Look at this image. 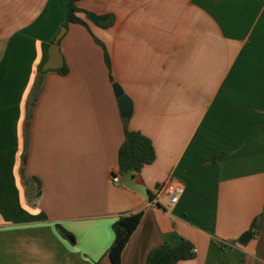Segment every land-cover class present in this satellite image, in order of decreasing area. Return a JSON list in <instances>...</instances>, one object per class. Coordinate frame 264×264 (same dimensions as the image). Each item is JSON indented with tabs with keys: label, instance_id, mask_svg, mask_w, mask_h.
Masks as SVG:
<instances>
[{
	"label": "crops",
	"instance_id": "0c3cea01",
	"mask_svg": "<svg viewBox=\"0 0 264 264\" xmlns=\"http://www.w3.org/2000/svg\"><path fill=\"white\" fill-rule=\"evenodd\" d=\"M79 5L114 24L70 26L62 76L39 71L61 0H0V264H112L115 224L140 213L122 264L181 239L197 256L179 264H264V0ZM127 120L156 150L138 173L119 163Z\"/></svg>",
	"mask_w": 264,
	"mask_h": 264
},
{
	"label": "trees",
	"instance_id": "16d2710c",
	"mask_svg": "<svg viewBox=\"0 0 264 264\" xmlns=\"http://www.w3.org/2000/svg\"><path fill=\"white\" fill-rule=\"evenodd\" d=\"M81 0H61L62 6L66 12V21L63 29H69L72 25H79L87 28L90 26L88 22L83 19L82 15H89V13L80 7ZM114 24L111 18L107 22L100 23L103 28H109ZM56 39L50 44L43 45V61L40 65V73H46L44 70L49 60V50L55 44ZM96 42L103 46L102 43L96 39ZM104 47V46H103ZM105 49V48H104ZM106 53V63L112 69V62ZM50 72V71H47ZM62 76H67L70 72L69 67L65 64L64 68L55 71ZM126 139L119 152V163L124 173L141 172L145 167L155 163L157 155L152 141L139 132H134L128 128V120L126 121ZM226 154L217 155L216 161H221ZM26 163V161H25ZM39 184L40 181H38ZM143 213L129 215L122 217L118 223L115 224L114 230L118 236L122 235V240L113 245L110 250V258L112 264H122V257L124 250L130 242L133 234L137 231L143 220ZM62 234H66L62 227H58ZM253 233L259 230V220H257L252 227ZM197 256L195 246L186 239H181L177 245L165 243L161 247L154 250L147 261V264H179L180 262L190 261Z\"/></svg>",
	"mask_w": 264,
	"mask_h": 264
},
{
	"label": "water",
	"instance_id": "95a60500",
	"mask_svg": "<svg viewBox=\"0 0 264 264\" xmlns=\"http://www.w3.org/2000/svg\"><path fill=\"white\" fill-rule=\"evenodd\" d=\"M87 19L94 23L95 25H99L100 23L106 22L108 20L107 17H101L97 16L94 13H90L87 16ZM68 29L64 28L62 29L61 33L57 37V40L55 44L50 48L49 50V60L44 68L45 71H57L65 66V60L61 53V49L59 47L60 41L63 39V37L67 34ZM115 94L119 98L120 105L127 112L129 106L131 105V101L129 98L123 95L122 90L118 87V85H115ZM128 116V115H127ZM251 237V233H248L245 236V239L248 240ZM122 235L118 236L117 243H119L122 240Z\"/></svg>",
	"mask_w": 264,
	"mask_h": 264
},
{
	"label": "built area",
	"instance_id": "2783aa9c",
	"mask_svg": "<svg viewBox=\"0 0 264 264\" xmlns=\"http://www.w3.org/2000/svg\"><path fill=\"white\" fill-rule=\"evenodd\" d=\"M113 182L116 185H120L121 179L115 176L113 177ZM184 193H185V189L182 186H177L173 190H169L168 194H169L170 206L177 205L180 202Z\"/></svg>",
	"mask_w": 264,
	"mask_h": 264
},
{
	"label": "rangeland",
	"instance_id": "374dc122",
	"mask_svg": "<svg viewBox=\"0 0 264 264\" xmlns=\"http://www.w3.org/2000/svg\"><path fill=\"white\" fill-rule=\"evenodd\" d=\"M92 34L89 33V36L93 39V41L95 43H96V41L94 39V36L96 37V39H98L101 42V40L97 37L98 35L95 32L94 33L92 32ZM68 48L70 50V54H71V58L72 59H74L75 57H78L79 56V63L78 64L80 65V63H81V61H80V57H81L80 54L83 51V45L80 44V39L77 37V40H76V37H75L74 38V41L73 40H70V43L68 44Z\"/></svg>",
	"mask_w": 264,
	"mask_h": 264
}]
</instances>
